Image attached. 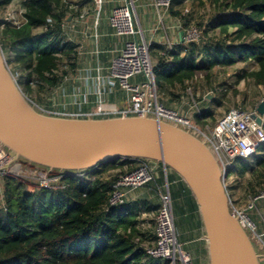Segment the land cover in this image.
I'll return each instance as SVG.
<instances>
[{"label":"trees","instance_id":"obj_1","mask_svg":"<svg viewBox=\"0 0 264 264\" xmlns=\"http://www.w3.org/2000/svg\"><path fill=\"white\" fill-rule=\"evenodd\" d=\"M14 1L0 0V11ZM188 2L201 7L207 4L227 12L210 23L212 31H204V37L213 31H218L221 37L209 47L198 45L201 33L190 26V15L182 13L183 4ZM21 7L20 25L0 29V49L5 54L10 52L12 63L26 73L28 88L29 84H35L41 90H52L67 74L59 65L64 58L68 60L69 69L76 67L74 47L62 43L61 25L69 10L61 0H22ZM79 12L78 9L74 15ZM166 13L179 19L183 32L196 29L199 38L171 49L165 45H150L158 101L163 96L170 103L178 99L177 92L184 91L197 75L215 68H231L238 63H251L255 68L238 73L237 83L251 81L264 90V0H171ZM38 29L40 33H36ZM210 116L203 110L195 123L208 125ZM109 117L116 116L93 118ZM261 149L264 150V146ZM140 162L156 167L154 181L142 188L156 184V190L162 189L164 175L160 164L131 159L110 160L83 172H72L70 176H61L58 184L48 189L27 186L12 174L3 177L0 181L3 196L0 264H168L151 259L145 253L146 248L154 245L152 217L158 212L159 204L125 198L121 205H108L114 183L120 176L135 170ZM18 164L29 169L41 168L24 161ZM249 170L250 166L237 160L227 179L235 172L243 178ZM250 173L258 187L247 183L251 197L255 198L264 191L262 157L256 160V168ZM167 182L173 217L177 213L184 218L187 213L192 225L185 229L186 233L198 231L201 224L189 191L172 172L167 175ZM147 217L151 218L149 222Z\"/></svg>","mask_w":264,"mask_h":264},{"label":"water","instance_id":"obj_2","mask_svg":"<svg viewBox=\"0 0 264 264\" xmlns=\"http://www.w3.org/2000/svg\"><path fill=\"white\" fill-rule=\"evenodd\" d=\"M263 116L261 101L251 119L261 126ZM0 145L13 163L67 173L116 159L160 164L166 179L168 172L176 174L195 202L209 264H259L247 231L230 212L224 177L203 142L148 117L67 118L40 112L19 88L1 49Z\"/></svg>","mask_w":264,"mask_h":264},{"label":"built area","instance_id":"obj_3","mask_svg":"<svg viewBox=\"0 0 264 264\" xmlns=\"http://www.w3.org/2000/svg\"><path fill=\"white\" fill-rule=\"evenodd\" d=\"M148 1L156 11L158 19L161 20L171 0ZM109 25L114 36L127 38V40L106 68L105 76L101 78L97 75L95 78L96 89L93 92L97 99L95 115L148 117L189 132L208 148L220 168L224 181L227 180L235 161L247 162L258 154L264 146V128L251 119L255 109H230L215 124L201 126L158 101L153 62L149 54L150 44L144 40L141 30L137 28L133 0H127L123 6L112 10ZM64 28L63 23L61 29ZM181 37L184 43L195 42L199 38V32L190 28L182 32ZM166 46L168 49L173 47L171 44ZM138 77L141 78L139 82L131 83V80ZM115 88L126 94L127 107L119 111L106 112L102 107L103 97ZM12 164L14 163L11 156L0 145V181L11 174ZM155 169V166L147 162H140L135 170L120 176L112 186L108 205L123 204L129 192L136 191L154 181ZM32 170L29 172V179L37 187L44 189L57 185L61 176L72 175L67 172L53 174L51 170L42 168ZM162 172L164 185L159 191V209L154 217L155 241L152 247L146 248L145 253L151 259L165 261L168 264H192L191 257L183 249V244L178 241L169 185L163 169ZM255 199L264 200V191L253 198V205ZM252 208L253 206H250V209ZM245 213L238 214L242 227L253 235L260 248L264 250L262 235L256 232L255 225ZM260 264H264V254L260 258Z\"/></svg>","mask_w":264,"mask_h":264},{"label":"rangeland","instance_id":"obj_4","mask_svg":"<svg viewBox=\"0 0 264 264\" xmlns=\"http://www.w3.org/2000/svg\"><path fill=\"white\" fill-rule=\"evenodd\" d=\"M133 3L135 7L136 25L137 28H141L139 19H137L139 10L138 5L135 0H133ZM21 5L22 0H15L11 6L7 7L5 10L0 11V29H3L5 26L17 27L18 25H20V23L22 22L21 16L23 11ZM183 6L184 7L182 8V11L184 12L182 13L190 15L188 17L190 26L196 27L201 33V38L198 41V45L200 47H204L205 44H207L208 46L209 44H213L216 39H221V37H219L218 31L209 32L208 37H204V31L206 29H210V31H212L211 27L209 26L210 23L215 18H219L220 15H226L227 12H221V10H217L207 4L201 7L197 3L193 2L184 3ZM172 19L173 18L165 12L161 16V20L158 19L156 21L157 27L160 30L163 28L165 33H167L166 27L169 26L170 23H172ZM40 31L41 30L38 29L36 30V33H40ZM66 42L69 43L68 40H66ZM71 44L73 46V43ZM207 46H205V48ZM2 54L5 63L9 71L13 75L19 88L21 89L23 94L32 102L34 107L40 112L47 113L50 111V113L60 114L58 112L61 111L62 108L57 105V102L61 99V95L60 93H58L59 91L48 90L46 88L41 90L35 84H29L28 88L26 73L15 66L14 63H12V54L10 52H7V54H5L3 51ZM64 59L65 60H63V62L59 64L60 68L64 67L68 70V60L66 58ZM254 68L255 65L251 63H238L231 68H215L211 72H205L197 75L196 79L193 82L189 83L184 91L177 92L180 96H182L181 106L190 108V106L193 105V100L195 103V107L200 110L204 107L211 108L215 120L222 117L230 109L253 110V107L257 106L261 101H264V90L262 89V87L253 85L251 81H242L237 83L236 76L242 71H250ZM207 95H211L210 99L206 98ZM161 100L165 104L168 101L167 97L163 96H161ZM170 107L173 108V105ZM69 114L74 113H64V115L66 116ZM192 122L195 123V121ZM208 122V125H212L210 121ZM263 151L264 150L261 149L258 154H256L255 159L249 164L250 170L245 177L241 178L238 173L235 172L224 182L226 192L230 201V212L237 217L238 214H241V212H246L245 215L255 225L256 232L258 231V229H260L261 232L264 231V213H260V211L257 210L256 205L254 207L253 197H251L252 195L249 192L247 183H251L256 189L258 188L255 186L256 181L250 172L256 168V159L261 157L264 159ZM32 169L21 166L18 164V162H15L10 167L11 174L14 177L21 179L27 186L35 185L34 182L29 179V172ZM159 190L161 191V188H159ZM2 197V188L0 185V207L3 203ZM154 203L159 204V200L156 196L154 197ZM250 206H253V208L250 209ZM144 217L145 216H142V218ZM154 217H152V219H154ZM150 219V217H147L148 222ZM191 221L192 220L187 213L184 218L179 217L177 216V213H174L175 226L177 230L183 231V234L180 232L181 235L179 239L181 241H186V243H184L183 249L191 257L192 264H209L207 254H200L204 251V242L201 244V242L197 241L199 237H204L202 228H200L198 231H190L186 233L187 230L185 229H188ZM247 233L253 243L255 251L258 255V262L260 264V258L264 254V250L260 248L253 235H251V233L249 232ZM257 233H259V235H262L261 240L264 242V234H261L259 231ZM191 235L192 237H190ZM198 250H200L201 252H199Z\"/></svg>","mask_w":264,"mask_h":264},{"label":"crops","instance_id":"obj_5","mask_svg":"<svg viewBox=\"0 0 264 264\" xmlns=\"http://www.w3.org/2000/svg\"><path fill=\"white\" fill-rule=\"evenodd\" d=\"M61 1L65 3L69 10L66 12L67 19L64 21L65 28L61 29L62 41L64 42V45L67 44V46H72L71 43H73L72 47H74L77 59L74 70L70 68L68 71L64 68L67 73L66 76L63 77L61 83L56 88L52 89L59 91L58 93L61 95V99L57 102V105L62 108L61 111L58 112L60 114L50 113V111L47 113L62 117H94L97 116L95 115L97 99L93 93L96 89L95 78L97 75L101 78L105 76L106 68L127 40V38H119L113 35L112 29L109 25V16L113 9L123 6L127 0ZM80 1L82 2L80 3ZM135 2L139 9L137 15V19H139V24L141 26L139 29L143 34L144 40L148 44L165 46L171 44L175 47L178 44L183 43L182 37H180V33L183 31L180 29L181 23L179 20L173 18L171 20L172 23L166 27L167 33H165L163 28L160 30L157 27L156 21L158 20V16L148 0H135ZM78 9L80 10L79 14L74 15ZM66 40H68L69 43H67ZM140 80L141 78L138 77L131 80V83H137ZM181 101L182 96L179 95L178 99L166 103L167 105L163 103L162 100L159 102L164 106L177 111L191 121H195L196 117L199 116L203 110H207L211 114L208 121H210L212 125L221 118L215 120L213 111L209 107L201 108V110L196 108L193 100V105L190 106V108L186 106L182 107ZM172 105L173 108L170 107ZM102 107L106 112L125 109L127 107L126 94L118 88L109 91V93L105 94L103 97ZM64 113L74 114L66 116ZM255 157L256 155L244 163L250 166L249 164L255 159ZM154 185H148L142 189L129 192L126 196L127 200L154 201L155 196L159 200L160 190H156L157 185ZM256 208L260 213H264V200H260L256 204ZM175 230L178 241L184 246L186 241H181L179 239L183 232L177 230L176 226ZM258 231L261 234H264V231L261 232L260 229H258ZM197 241L201 242V244L204 242L205 247L203 254H207L204 238L199 237Z\"/></svg>","mask_w":264,"mask_h":264}]
</instances>
